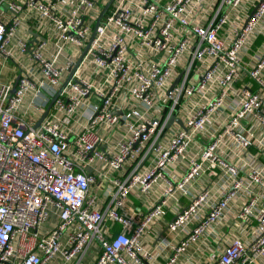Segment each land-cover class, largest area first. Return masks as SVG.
<instances>
[{
    "label": "built area",
    "instance_id": "2783aa9c",
    "mask_svg": "<svg viewBox=\"0 0 264 264\" xmlns=\"http://www.w3.org/2000/svg\"><path fill=\"white\" fill-rule=\"evenodd\" d=\"M0 1V59L24 21L41 30L18 43L38 73L0 80V264H178L231 224L254 232L204 264H264V0H114L103 16L109 0ZM90 41L63 87L76 62L59 57ZM47 85L62 90L37 126ZM135 193L154 195L142 213Z\"/></svg>",
    "mask_w": 264,
    "mask_h": 264
},
{
    "label": "crops",
    "instance_id": "0c3cea01",
    "mask_svg": "<svg viewBox=\"0 0 264 264\" xmlns=\"http://www.w3.org/2000/svg\"><path fill=\"white\" fill-rule=\"evenodd\" d=\"M1 2V1H0ZM20 2V1H17ZM111 2V0L108 1L106 4H101V16H103L105 13H103L105 7ZM114 4L113 2L110 4L109 8L112 7ZM107 9V11L109 10ZM106 11V12H107ZM103 13V14H102ZM0 14L5 19H10V11L8 10V7L6 4H2L0 7ZM39 32L41 33V30L36 27L34 21L32 20H26L23 22L20 29H18V32L16 36L12 40V47L15 49V59H0V80L3 82H15L17 77L19 76V66H22L23 68L32 70L33 73H38V66L35 61H32L29 59L28 56L24 55L20 52L18 48V43L21 39H27L28 41L35 43L36 36L39 35ZM48 50L46 51L47 55H50V53L54 52L55 48L52 42L48 41ZM83 53V50H80L77 46L74 45H68L65 49V51L62 52L61 56L59 57V65H64L67 61V59H71L74 62L77 63L79 58L81 57ZM69 73H65L62 84L65 83L67 78L69 77ZM59 88L53 87L50 85H47L43 91V93L39 94L36 98V101L38 102L41 107H43L42 112H31V121L34 122L35 125L40 124L44 121V119L48 116H46L42 121V117L44 116L45 112L47 111L48 106L50 105L53 98L58 94ZM92 102H97L98 100L96 98H92ZM53 108V106H52ZM51 108V109H52ZM50 109V110H51ZM50 112V111H49ZM49 114V113H48ZM96 167H99V164H96ZM95 170V166L93 167ZM93 169L91 168V171ZM99 182L93 186L92 193H99L103 197V201L105 202L104 207L108 205V201L104 199V192L108 188V183H106V180H101L102 178L99 177ZM205 180V178H204ZM203 181V179L200 181V183ZM213 186H214V193L216 195V191L218 188V181L217 179H211ZM158 192V191H156ZM153 193L148 196H142L139 193H135L134 195H131L129 201H128V207H132L138 212H144L148 209V207L151 205L152 200L154 199ZM182 199V200H181ZM180 201L185 205L186 200L181 198ZM174 204H171L173 206ZM178 209L176 207H172L170 211H168L166 217L160 222L157 223L146 235L144 239V243L148 247H153L159 242V238L162 237L167 224L169 221H171ZM122 226L119 224H115L113 228L114 235L121 232ZM227 230V231H226ZM252 232H254V227L252 226L251 229H245L242 231L241 228H234L233 225H226V226H219L215 227L211 231V237H207L206 239L202 240L200 243L193 244L188 249L185 255H183L178 264H204V261L206 258L209 257L210 254L217 252V247L221 243H228L234 236H242L244 239H249L252 235ZM94 249V248H93ZM95 251V249H94ZM166 253V252H165ZM95 259V254L93 251L88 250L87 253L84 256L83 262L86 264H93ZM159 260V261H158ZM155 264H163L165 259H158ZM60 261V258L56 259L55 262L50 264H58Z\"/></svg>",
    "mask_w": 264,
    "mask_h": 264
},
{
    "label": "water",
    "instance_id": "95a60500",
    "mask_svg": "<svg viewBox=\"0 0 264 264\" xmlns=\"http://www.w3.org/2000/svg\"><path fill=\"white\" fill-rule=\"evenodd\" d=\"M112 2H113V0H111V2L105 7L103 13H105V12L107 11V9L109 8V6H110V4H111ZM103 13H102V14H103ZM99 23H100V20H98V22H97V24H96V27L98 26ZM94 34H95V31H94ZM94 34H93V36H94ZM90 43H91V41L87 44L86 48L83 50V53H82L81 57L79 58V60L77 61L75 67H74L73 70L71 71V74L69 75V77L67 78V80L65 81V83L63 84V87L66 86L67 82L70 80V78H71V76H72L73 71L76 69V67L79 65V63L81 62L82 58H83L84 55L86 54L87 50H88L89 47H90ZM16 82H17V81H16ZM16 82H15V84H16ZM63 87H62V88H63ZM61 90H62V89H61ZM61 90H59L58 94H57V95L53 98V100L51 101V103H50V105L48 106L47 111L45 112V114H44V116L42 117L41 121H42V120L48 115V113H49L50 109L52 108V106L54 105L56 99L59 97V95H60V93H61ZM180 123H182V122L180 121ZM38 125H39V124H38ZM38 125H37V126H38ZM88 171H91V169L89 168Z\"/></svg>",
    "mask_w": 264,
    "mask_h": 264
},
{
    "label": "trees",
    "instance_id": "16d2710c",
    "mask_svg": "<svg viewBox=\"0 0 264 264\" xmlns=\"http://www.w3.org/2000/svg\"><path fill=\"white\" fill-rule=\"evenodd\" d=\"M254 89H256V85L254 86Z\"/></svg>",
    "mask_w": 264,
    "mask_h": 264
},
{
    "label": "rangeland",
    "instance_id": "374dc122",
    "mask_svg": "<svg viewBox=\"0 0 264 264\" xmlns=\"http://www.w3.org/2000/svg\"><path fill=\"white\" fill-rule=\"evenodd\" d=\"M227 231V230H226ZM211 239H213V237L211 236Z\"/></svg>",
    "mask_w": 264,
    "mask_h": 264
}]
</instances>
